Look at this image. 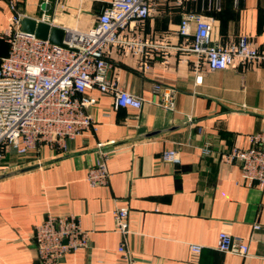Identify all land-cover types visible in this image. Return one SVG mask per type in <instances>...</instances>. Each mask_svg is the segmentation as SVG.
I'll return each mask as SVG.
<instances>
[{"label": "crops", "instance_id": "0c3cea01", "mask_svg": "<svg viewBox=\"0 0 264 264\" xmlns=\"http://www.w3.org/2000/svg\"><path fill=\"white\" fill-rule=\"evenodd\" d=\"M109 1L19 0L18 9L24 19L47 14L56 27L86 31ZM188 11L212 20L216 42L247 36L264 46V0H156L144 34L168 36L167 59L152 49L144 59L116 49L108 56L109 76L143 99L142 108H115L110 95L88 90L95 100L87 109L95 132L67 141L64 150L41 146L25 157L10 152L0 162V175L46 164L0 180V264H40L33 233L48 215L76 216L88 232L87 247L59 264H124L113 217L122 206L130 211L126 241L138 264H264V186H248L238 165L219 160L234 148H249V136L264 130V65L212 72L201 63L195 71V56L175 50L183 45L176 30ZM11 15L7 1L0 0V34ZM8 50L0 37V63ZM155 85L173 91V112L158 105ZM173 127L129 142L139 128L150 133ZM98 144L113 153L107 184L93 188L86 178L99 158ZM205 146L212 156L202 157ZM166 150L178 151L180 163L164 162ZM220 232L246 244L248 257L216 251ZM189 244L203 246L197 260Z\"/></svg>", "mask_w": 264, "mask_h": 264}, {"label": "built area", "instance_id": "2783aa9c", "mask_svg": "<svg viewBox=\"0 0 264 264\" xmlns=\"http://www.w3.org/2000/svg\"><path fill=\"white\" fill-rule=\"evenodd\" d=\"M12 13L6 33L0 34L9 50L0 63V162L13 152L25 157L41 146L65 149L67 141L97 130L87 109L95 105L88 90L110 95L115 108L140 110L143 99L126 92L118 80L109 76L108 56L112 50L147 58L149 50L168 56V36L154 39L144 34V24L154 12L156 0H110L86 31L52 25L47 14L41 22L64 32L61 45L39 39L35 34L21 31L23 14L19 0H6ZM49 0H45L48 3ZM182 4L186 0H173ZM176 34L183 45L175 50L193 54L195 71L202 63L209 71L236 69L239 66L264 65V46L258 47L247 36L225 43L213 39L212 20L195 12L182 14ZM144 69L147 66L142 64ZM202 77L196 74V83ZM159 95L158 105L173 112V91L154 86ZM190 121V119H189ZM250 147L234 148L219 156L224 164H236L242 180L248 185L264 186V130L249 136ZM99 158L89 169L87 182L91 187L105 186L108 180L107 162L113 151L98 144ZM202 157L212 156L205 146ZM161 159L179 164V152L166 150ZM1 169V165H0ZM129 208L117 207L113 212L115 231L122 237L117 248L124 264H138L127 246ZM254 230L259 226L255 225ZM33 241L40 264H59L67 254L88 245V232L81 228L79 218L73 215H48L33 233ZM192 260H197L203 246L188 245ZM215 250L224 254L248 257V246L226 232L217 236Z\"/></svg>", "mask_w": 264, "mask_h": 264}, {"label": "water", "instance_id": "95a60500", "mask_svg": "<svg viewBox=\"0 0 264 264\" xmlns=\"http://www.w3.org/2000/svg\"><path fill=\"white\" fill-rule=\"evenodd\" d=\"M21 31L24 33L35 34V36L37 38L43 39V40H48L49 42H51L52 44H55V45H61L62 39L64 37V32L60 28H56V27L50 28V26L47 24H44L41 22H36L35 20H31V19H23L22 20ZM176 128L177 127H173V128L167 129V130L154 131V132H150V133H146L144 128H139L137 130L136 138H134L133 140H130L129 142H134V141H139V140L151 138V137L157 136L163 132L175 130ZM44 165H46V164L44 163V164H40V165H34V166L26 167V168H23V169L14 171V172H10L7 174L0 175V180L7 178V177L15 176V175H18L21 173H25L28 171L38 169L39 167H42Z\"/></svg>", "mask_w": 264, "mask_h": 264}]
</instances>
